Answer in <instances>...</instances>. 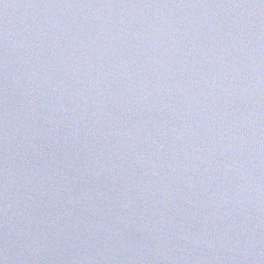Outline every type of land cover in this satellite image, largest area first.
<instances>
[{
    "label": "water",
    "instance_id": "95a60500",
    "mask_svg": "<svg viewBox=\"0 0 264 264\" xmlns=\"http://www.w3.org/2000/svg\"><path fill=\"white\" fill-rule=\"evenodd\" d=\"M0 264H264V0H0Z\"/></svg>",
    "mask_w": 264,
    "mask_h": 264
}]
</instances>
